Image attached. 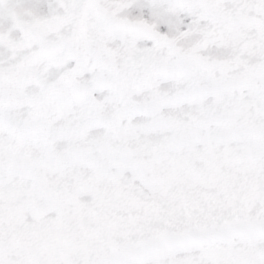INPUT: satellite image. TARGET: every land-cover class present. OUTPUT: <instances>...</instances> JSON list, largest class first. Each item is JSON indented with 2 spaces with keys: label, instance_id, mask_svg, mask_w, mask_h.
I'll use <instances>...</instances> for the list:
<instances>
[{
  "label": "snow or ice",
  "instance_id": "6c2138e0",
  "mask_svg": "<svg viewBox=\"0 0 264 264\" xmlns=\"http://www.w3.org/2000/svg\"><path fill=\"white\" fill-rule=\"evenodd\" d=\"M0 264H264V0H0Z\"/></svg>",
  "mask_w": 264,
  "mask_h": 264
}]
</instances>
